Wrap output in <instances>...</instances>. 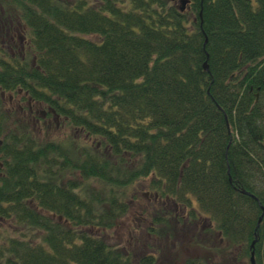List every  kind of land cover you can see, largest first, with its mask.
Wrapping results in <instances>:
<instances>
[{"label":"trees","instance_id":"16d2710c","mask_svg":"<svg viewBox=\"0 0 264 264\" xmlns=\"http://www.w3.org/2000/svg\"><path fill=\"white\" fill-rule=\"evenodd\" d=\"M189 1L0 0V38L29 40L0 46V264H156L99 234L140 183L210 220L216 256L184 264H264V0ZM53 113L72 137H40Z\"/></svg>","mask_w":264,"mask_h":264},{"label":"rangeland","instance_id":"374dc122","mask_svg":"<svg viewBox=\"0 0 264 264\" xmlns=\"http://www.w3.org/2000/svg\"><path fill=\"white\" fill-rule=\"evenodd\" d=\"M28 44L29 40L26 37V31L24 33L23 31L19 32L16 38L13 37L11 42L4 37L0 38V46H4L6 51H11V54L15 56H21L20 47L27 48ZM23 51H25V48H23ZM0 54L3 53L0 52ZM11 96V94L5 95L4 113L6 116H12V113H16L14 108L19 109L17 103L21 100V97H16L12 104L10 102ZM42 110L47 111L45 108H42ZM11 111L13 112L10 114ZM13 116L16 117L18 114L16 113ZM50 123L53 127H51L52 125L50 126ZM42 125L43 123L39 125V128L43 129L39 130L42 139L72 137L71 130L62 124V120H54L52 118L47 121L46 126ZM7 126H5L4 131L13 132L15 130L14 127ZM47 127H50L49 130L46 129ZM134 192L137 195V201L130 214L115 229L99 233L109 245L127 255H132L137 263L139 261L142 262V258L145 255L155 256L157 258L156 264H184L189 259H213L216 256L217 251L211 245L215 241L212 240L210 242L205 239L207 235L204 233L210 224L208 218L201 217L196 224L195 230L191 227L192 220H187L189 219L188 214L192 209L191 207L184 211L183 206H174L175 204L172 201L168 202L170 200L159 201V199L155 198V193L145 183L138 184ZM193 205L196 208L198 207L196 199H194ZM171 213L174 215L169 217L168 227L160 225L158 228H160L161 234L159 236L153 234L154 236H152L150 234L151 228L154 227L152 224H155L156 218L160 220L165 214L171 215ZM4 232L3 240L9 234L8 231L4 230Z\"/></svg>","mask_w":264,"mask_h":264},{"label":"flooded vegetation","instance_id":"af4514ba","mask_svg":"<svg viewBox=\"0 0 264 264\" xmlns=\"http://www.w3.org/2000/svg\"><path fill=\"white\" fill-rule=\"evenodd\" d=\"M25 95H20L21 100L18 101L17 103V107L19 108V112H17V114L19 115L20 113L22 115H25L26 117H31L32 119H34L35 121H37L38 123H40V120H47L48 119V110L45 112L44 110L41 111V109L36 108L33 101L28 97V95H26L27 97V101H23ZM5 98V95H4ZM16 97L11 96L10 97V102L13 104L14 100ZM27 105V106H26ZM16 109L14 108V111ZM1 145V144H0ZM4 169V163L0 161V171ZM1 175V174H0ZM184 211H186L187 209L183 208Z\"/></svg>","mask_w":264,"mask_h":264},{"label":"water","instance_id":"95a60500","mask_svg":"<svg viewBox=\"0 0 264 264\" xmlns=\"http://www.w3.org/2000/svg\"><path fill=\"white\" fill-rule=\"evenodd\" d=\"M189 0H181L182 3V8L181 10L184 11L186 9L187 4L189 3ZM205 70L209 72V67L207 65H205ZM257 242V240L253 243L252 248L255 247V243ZM251 264H255V252L252 251V256H251Z\"/></svg>","mask_w":264,"mask_h":264}]
</instances>
